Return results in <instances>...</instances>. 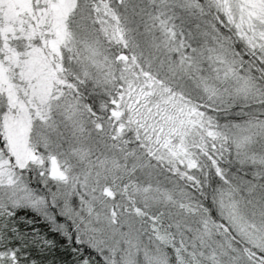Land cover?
I'll return each instance as SVG.
<instances>
[{"label":"snow or ice","instance_id":"obj_1","mask_svg":"<svg viewBox=\"0 0 264 264\" xmlns=\"http://www.w3.org/2000/svg\"><path fill=\"white\" fill-rule=\"evenodd\" d=\"M0 264H264V0H0Z\"/></svg>","mask_w":264,"mask_h":264}]
</instances>
